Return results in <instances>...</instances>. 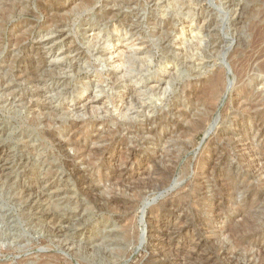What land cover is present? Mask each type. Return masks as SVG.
I'll return each mask as SVG.
<instances>
[{"label":"rangeland","instance_id":"374dc122","mask_svg":"<svg viewBox=\"0 0 264 264\" xmlns=\"http://www.w3.org/2000/svg\"><path fill=\"white\" fill-rule=\"evenodd\" d=\"M256 94L264 0H0V264L264 259Z\"/></svg>","mask_w":264,"mask_h":264},{"label":"bare ground","instance_id":"6f19581e","mask_svg":"<svg viewBox=\"0 0 264 264\" xmlns=\"http://www.w3.org/2000/svg\"><path fill=\"white\" fill-rule=\"evenodd\" d=\"M115 26V25H114ZM101 32V31H100ZM63 33V32H62ZM183 33H185V31H184V29H183ZM101 34L100 33H97L95 30H92V35H91V38H92V42H95L96 44H99V45H104V43H106L105 45H106V47H107V49L110 51V57H109V61H111L112 62V64L114 65V67L116 68V69H118V70H120L121 68V66H115L117 63H120L121 61H122V59L125 57V52L122 50V49H120L119 47L117 48V47H115V48H111V45H108V42H102V39H101ZM164 36V35H163ZM104 37V36H103ZM102 37V38H103ZM57 39V38H56ZM53 41H54V39H53ZM58 41V40H57ZM110 42V41H109ZM50 44H54V43H51V41H46L45 43H44V46L43 47H47V46H49ZM111 44V43H110ZM183 44V43H182ZM105 47V48H106ZM114 47V46H113ZM117 48V49H116ZM127 53H130V52H127ZM50 54L51 53H48L47 54V57H49L50 56ZM261 54V53H260ZM133 55V54H132ZM47 57H45L44 56V58H45V60H47V62L46 63H48V65H50V67H57L58 66V64L56 63V62H54V61H51V60H48V58ZM102 59V58H101ZM260 59V58H259ZM258 59V60H259ZM60 60V59H59ZM140 60V59H139ZM257 60V61H258ZM49 61H51V62H49ZM45 62V61H44ZM53 63H56V64H54L53 65ZM45 64V63H44ZM129 64H130V62H129ZM52 65V66H51ZM111 65V64H110ZM41 66V65H40ZM43 68V67H42ZM262 68V67H261ZM126 69V68H125ZM256 71V70H255ZM41 72V71H40ZM124 72V71H123ZM127 72V71H126ZM257 72V71H256ZM221 73V72H220ZM116 74V73H115ZM164 74V73H163ZM219 74V73H218ZM167 75V74H166ZM32 77V76H31ZM127 77V76H126ZM216 77V76H215ZM129 78V77H128ZM35 80V79H34ZM115 80V79H114ZM117 80V79H116ZM124 82V81H123ZM130 82V81H129ZM225 82H226V80H225ZM116 83H118V81L116 82ZM159 83V82H158ZM167 83H168V81H167ZM221 79L220 78H218L217 77V79L214 81V83H213V85H212V90H213V92H214V95L215 96H217L218 95V93L220 92L219 91V87H221ZM126 84V83H125ZM225 84V83H224ZM127 85V84H126ZM129 85H130V83H129ZM160 86H161V83H159V85L157 86V88L159 89L160 88ZM126 88V87H125ZM128 88V87H127ZM130 88H132V87H130ZM164 88H165V86H164ZM261 89V88H260ZM132 90V92H133V89H131ZM221 90V89H220ZM222 90H223V88H222ZM252 90V89H251ZM137 91V90H136ZM165 91H167V90H165ZM159 92H161V91H159ZM137 93V92H136ZM141 94V93H140ZM240 94V93H239ZM237 95V94H236ZM135 96V95H134ZM195 96V95H194ZM234 97V96H233ZM255 97V99H254V101H251L250 102V105H249V107H250V112L251 113H253L252 115H254V118L256 117L257 119H254V128L258 131V132H260V133H262L261 134V137H264V131L262 130V129H260L261 128V125L262 124H260V121H262V120H259V117L263 114V112H264V105H263V102H264V97L261 95V94H259V95H255L254 96ZM43 98H44V96H43ZM130 97L127 95L126 97H124L123 98V101H124V103H127V101H132L131 99H132V97H131V99H129ZM241 98V97H240ZM244 98V97H243ZM47 99V98H46ZM213 99V98H212ZM237 99V98H236ZM214 100H217V98L216 99H214ZM239 100H241V99H239ZM245 100V99H244ZM211 101H213V100H211ZM249 101V100H248ZM47 102V101H46ZM92 102H96V100H94L93 99V101ZM128 102V103H129ZM143 102V101H142ZM214 102V101H213ZM217 102V101H216ZM50 103V102H49ZM131 103H133V102H131ZM242 103V102H241ZM94 104V103H93ZM212 104V103H211ZM47 105H48V103H47ZM121 105V104H120ZM130 105H132V104H130ZM135 105V104H134ZM243 106H244V104H242ZM84 107V106H83ZM129 107V106H128ZM134 107V106H133ZM212 107V106H211ZM241 107V106H240ZM246 107V106H245ZM248 107V108H249ZM261 107H263V110H260V109H262ZM123 107L121 106V109H122ZM83 109V108H82ZM120 109V108H119ZM124 109V108H123ZM240 109V108H239ZM238 109V110H239ZM242 109V108H241ZM89 110V109H88ZM237 110V109H236ZM69 111H70V109H69ZM68 111V112H69ZM73 111V110H72ZM125 111V110H124ZM71 112V111H70ZM122 112V111H121ZM127 112V111H126ZM129 112V111H128ZM98 114H99V112H97ZM246 113V112H245ZM124 114V113H123ZM128 115H129V113H128ZM76 117V116H75ZM244 121V120H243ZM200 124V123H199ZM237 124V123H236ZM71 126V125H70ZM264 126V125H263ZM263 126H262V128H263ZM240 129V128H239ZM73 130V129H72ZM242 130V129H241ZM240 130V131H241ZM185 132V131H184ZM248 132V131H247ZM246 134V133H245ZM264 139V138H263ZM76 147V146H75ZM74 147V148H75ZM99 149V148H98ZM80 150V149H79ZM82 150H83V148H82ZM99 151V150H98ZM133 157V156H132ZM102 159V158H101ZM125 159V158H124ZM131 159V158H130ZM6 161H7V159H6V152H5V149H4V147L3 146H0V174L1 173H4V171H5V169H6ZM151 162H152V160H151ZM154 162V161H153ZM152 162V163H153ZM113 164V163H112ZM129 164V163H128ZM125 166H127L126 164H124ZM128 167V166H127ZM124 168V167H123ZM126 168V167H125ZM111 169V168H110ZM126 170H128V169H126ZM131 170H133V169H131ZM213 170V169H212ZM129 171V170H128ZM110 172V171H109ZM114 172V171H113ZM115 172H117V171H115ZM119 172V171H118ZM102 173V172H101ZM120 173V172H119ZM130 173V172H129ZM110 174V173H109ZM116 174V173H115ZM118 174V173H117ZM122 174V173H121ZM128 174V173H127ZM133 174V173H132ZM111 175V174H110ZM105 176V175H104ZM118 176V175H117ZM120 176V175H119ZM127 176V175H126ZM111 177V176H110ZM131 177V176H130ZM109 178V177H108ZM121 178H125V177H121ZM118 179V178H117ZM118 181V180H117ZM229 182V181H228ZM224 183V182H223ZM226 183V182H225ZM137 184V183H136ZM118 185V184H117ZM126 185V184H125ZM159 185V184H158ZM226 185H227V183H226ZM121 186V185H120ZM225 186V185H224ZM25 187V186H24ZM51 187V186H50ZM109 187V186H108ZM226 187H228V185L226 186ZM138 188V187H137ZM143 188V187H142ZM236 190H239V189H234L233 187H231V191H236ZM230 191V190H229ZM247 191H248V189H247ZM33 193V189L32 188H26V189H24V193H26L27 195H29V197H33V195H32V193ZM133 192V191H132ZM30 193V194H29ZM35 193V192H34ZM229 193H233V192H229ZM36 194V193H35ZM34 194V195H35ZM37 195V194H36ZM209 195V194H208ZM45 196V194H44V192H42V193H39V196H37V197H35L33 200H35V199H40L41 197H44ZM264 196V195H263ZM113 203H114V201H112ZM231 204V203H230ZM254 205V204H253ZM120 206V205H119ZM240 206V205H239ZM220 207V206H219ZM250 208V207H249ZM115 209V208H114ZM245 210V209H244ZM103 211V210H102ZM221 213V212H220ZM39 214V213H38ZM45 215V214H44ZM46 215H50V213L49 214H47L46 213ZM242 218H244V217H242ZM248 218V217H247ZM64 222V221H63ZM177 222V221H176ZM62 223V222H61ZM63 224V223H62ZM179 224V223H178ZM250 225V224H249ZM253 225V224H252ZM246 226V225H245ZM58 227V226H57ZM182 227V226H181ZM165 228V227H164ZM219 229V228H218ZM230 229V228H229ZM65 230H66V228H58V229H54L53 230V234H58V235H60V234H62V233H64L65 232ZM174 230V229H173ZM222 230H223V228H222ZM228 230V229H227ZM227 230H225V231H227ZM231 230L232 229H230V232H228V233H231ZM233 231V230H232ZM171 232V231H170ZM169 232V233H170ZM173 232V231H172ZM234 232V231H233ZM233 232H232V234H233ZM165 233V232H164ZM243 233V232H242ZM255 233V232H254ZM52 234V233H51ZM172 235V234H171ZM224 235V234H223ZM231 235V234H230ZM236 235V234H235ZM234 234L232 235L233 237V243H234V248H244V249H246L247 250V248H249V245L251 246V243H250V241H251V239H252V237H245V236H242V237H238L237 235L235 236ZM175 236V235H174ZM174 236H172V238L174 237ZM196 238H198V237H196ZM192 239V238H191ZM193 239H195V238H193ZM161 240V239H160ZM197 240V239H196ZM199 241H200V239H198ZM232 240V239H231ZM194 241V240H193ZM179 243V242H178ZM249 244V245H248ZM232 245V244H231ZM166 247V246H165ZM171 248V247H170ZM206 248V247H205ZM168 249H169V246H168ZM187 249V248H186ZM197 249V248H196ZM250 249V248H249ZM156 250H158V249H156ZM224 251V250H223ZM249 251V250H248ZM159 252V251H158ZM162 252V251H161ZM256 252V251H255ZM255 252H250V254H249V256L247 257V258H244V260H240L239 259V257H237V258H235V257H231L230 256V261L229 262H231L232 261V263H234V264H264V259H261V254L260 253H255ZM163 253H165L164 251L161 253V254H163ZM222 253V252H221ZM247 253V252H246ZM262 253V252H261ZM175 254V253H174ZM159 255H160V252H159ZM222 255H224L226 258H228L227 256H228V253L226 252V251H224L223 253H222ZM232 255V254H231ZM245 255V254H244ZM190 256H192V255H190ZM238 256V255H237ZM208 257V256H207ZM213 258V257H212ZM156 259V258H155ZM226 260V259H225ZM208 261H209V259H208ZM258 261H259V263H258ZM179 263V262H178ZM188 263V262H187ZM189 264V263H188ZM198 264V263H197Z\"/></svg>","mask_w":264,"mask_h":264}]
</instances>
